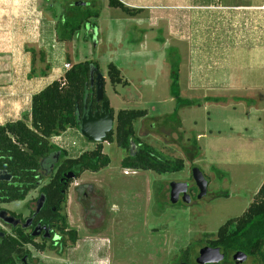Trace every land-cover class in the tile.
Returning a JSON list of instances; mask_svg holds the SVG:
<instances>
[{"label":"rangeland","instance_id":"obj_1","mask_svg":"<svg viewBox=\"0 0 264 264\" xmlns=\"http://www.w3.org/2000/svg\"><path fill=\"white\" fill-rule=\"evenodd\" d=\"M35 2V8L29 3L28 10L16 12L17 17L8 18V22L5 14L0 15V106L10 105L12 98L18 100L7 110L9 119L0 110V124L19 119L30 124L35 93L63 78L74 63L95 60L105 77V93L115 114L121 109L147 110V116L135 123L138 136L171 158H184L185 168L165 174L128 169L131 173L125 174L121 162L128 155L127 150L116 142L105 141L104 152L111 158L109 166L99 172H84L69 189L68 226L78 232L76 244L68 245L61 255L49 249L47 243L45 250H36L29 244L24 247L32 254L28 264L92 262L94 257L103 258L108 252L110 256L119 252L128 259L112 264H177L189 244L194 259L207 246L210 234L215 237L228 219L243 214L264 183V71L256 65L264 53V5L223 8L219 19L207 24L220 33L217 42L223 51L235 45L247 51L248 67L232 66L233 84L188 89L185 76L191 58L186 53L180 92L202 104L183 106L186 109L174 115L177 103L171 98V76L163 60L170 64L169 59L174 60L175 56L170 54L172 50L158 47L160 39L145 36L138 46L144 35L133 27L125 31L118 22L121 11L113 13L109 7L98 22L102 28L99 33L98 26L93 28L81 20L82 14L93 10L91 0ZM68 6L81 11L72 15ZM63 17L80 25L72 36L62 34ZM211 52L201 56L207 67L225 68L231 58L240 63L235 53L229 58ZM112 62L128 80L127 85L111 83L108 65ZM67 130L69 133L61 139L50 141H57L68 156L76 157L95 148L96 143L85 138L79 129ZM195 139L198 150L193 145ZM193 167H199L207 176V194L199 197L200 191L194 186L192 193L188 191L190 201L183 194L170 200L171 182L192 183ZM84 192L88 197L82 195ZM21 205L14 202L7 206L14 209ZM112 207L116 208L111 210ZM87 218L92 228L87 226ZM109 220H114L112 227ZM150 255L156 256L151 263ZM244 264L264 262L250 257Z\"/></svg>","mask_w":264,"mask_h":264},{"label":"trees","instance_id":"obj_2","mask_svg":"<svg viewBox=\"0 0 264 264\" xmlns=\"http://www.w3.org/2000/svg\"><path fill=\"white\" fill-rule=\"evenodd\" d=\"M112 7H118L129 14H136L137 9L125 6L120 0H109ZM52 8V7H51ZM78 8V7H77ZM94 13H84V22L89 18L99 16L100 6L94 7ZM88 19V20H87ZM62 34L72 36L80 25L63 17L61 20ZM95 27L96 24L92 23ZM175 59H169L171 64L172 96L177 102L174 115L183 106L199 105L200 101L183 98L179 85V55ZM101 72L100 64L95 60H85L74 63L66 70L63 78L53 80L44 89L35 93L32 97L30 124L24 119L8 121L0 124V172L6 171L12 176L11 181L0 180V202L23 200L30 191L38 187L45 161L57 152H61L60 161L55 166V176L52 182L44 187L43 192L48 197L57 195L64 199L63 190L68 183H61L59 178L65 172L72 174L73 180L81 177L86 171L99 172L109 166L111 158L104 152V142H116L127 150L121 165L125 169H140L155 171L159 174L174 173L185 168V160L180 157L167 156L151 144L138 136L135 123L146 117L145 109H121L115 114L114 108L110 110L115 119L114 129L108 133L106 140L96 143L95 148L83 151L76 157L68 156L65 149L52 143L50 140L69 128L80 130V121L88 109L93 112L100 111L102 102L96 95V71L92 76V69ZM108 75L113 85H127L120 68L115 63L108 65ZM94 78V79H93ZM207 100L218 101L219 98L207 97ZM104 100H109L106 93ZM196 150L199 149L196 139L193 142ZM68 174L66 176H68ZM71 180V181H73ZM66 215L63 216V231L67 236L63 239L61 250L57 254H63L66 247L76 244L78 232L75 229L65 231L68 227ZM207 246H222L226 250V258L222 264H233L231 256L234 252L243 251L253 258H259L264 262V183L255 194L254 200L242 215L228 219L215 234H210ZM191 244L183 249L180 261L189 264H201L197 262L198 255L192 258ZM194 246V245H193ZM45 250V245L39 247ZM53 249V248H50ZM24 254L21 242L0 239V264H16ZM179 261V262H180Z\"/></svg>","mask_w":264,"mask_h":264},{"label":"crops","instance_id":"obj_3","mask_svg":"<svg viewBox=\"0 0 264 264\" xmlns=\"http://www.w3.org/2000/svg\"><path fill=\"white\" fill-rule=\"evenodd\" d=\"M35 1L36 0H0V15L4 16L5 14L7 22H8V18L10 20V18L12 17H17L15 16L16 12L20 13V11H24L23 8L28 10L29 3L35 8L36 6ZM120 1L129 8L137 9L138 12L136 14H129L125 12L124 10H122L121 8L112 7L109 4V0H91L90 6L93 7V10L89 13L91 14L94 13L95 6H100V11H99V16H95V17L93 16L89 18V20L87 19L88 20L87 22H89L90 24L92 23L96 24L95 27L93 26L92 27L96 28L98 26L97 28L100 33L102 28L98 24V22L100 21V19H102L104 11L107 9V7H109L111 8V12L113 13H115L114 11L116 10L121 11L122 14L120 16L118 15L120 17L118 22L120 26H122L125 29V31H126V28L129 29V27L130 28L133 27V29L140 31L144 35L143 39L137 42L138 46L141 45L143 41H145L146 39L145 36L155 37V40L160 39V41H158L159 43H157L158 47L172 50L170 54L179 55V58H180V63H179L180 91H182L180 79L182 77V70H183L182 66L185 63L186 53L191 58V61L189 64L190 66L189 73L188 75L186 74L185 76L186 83H188L187 85L188 89H191V88L199 89L202 86H206L207 84H210L209 85L210 87L223 86V85L227 86L228 84H233L235 82V79H234L235 75H232L231 73L233 71L232 66L248 67L247 66L248 64L245 63V59H248V56H247L248 53L245 49H242V47H237V45L233 46V49L229 48L228 50L223 51L222 48H219L220 44L218 45V42H217V38H219L220 33L217 30L215 31L214 29L209 28L207 24H210V23L211 25L212 23L214 24L217 17L219 19V14L221 13V10L223 8L225 9L236 8V7L260 8L261 6L264 5V0H246L247 3L235 2L236 0H120ZM222 1H224V3ZM81 5H85V3ZM2 8H4L5 10L7 9V12L4 9L2 10ZM68 8L70 9L72 15H75V14L78 15V13L81 11L79 8L75 6H71V7L68 6ZM128 24H131V25H128ZM205 24L207 25V30L204 27ZM158 34H161L162 36L159 37ZM207 51L208 52L212 51L211 52L212 54L213 53L225 54L229 56V58L231 57L232 54L235 53V56H238L236 57V59L239 60L240 63H238L237 61L235 62L232 61V58H231L229 61L230 62L229 65H227V67L225 66V68L207 67L206 66L207 63H205L204 60H202L203 57L201 58V56L206 54ZM166 52L164 53V55L166 54ZM159 53H155V54L157 55ZM160 54H163V53H160ZM163 61H164L163 65L167 66L166 70L171 73V68H170L171 64H169L165 60ZM241 61L243 62L242 64H241ZM252 61H254V59H252ZM234 63L237 65H234ZM256 65L264 71V53L263 52L261 53V61L259 60L256 61ZM162 69L163 71H165L164 68ZM170 73H169V76H170ZM170 84H171V79H170ZM117 85H120V84H117ZM115 90L118 91L116 88ZM182 97L189 98V97H184V96ZM171 98L175 100L172 94H171ZM15 101H18V100L16 98L14 99L12 98L10 105L5 104L4 106L3 105L0 106V110H3L5 112V116L7 117V119L11 117L10 114L7 113L8 112L7 110L12 109ZM109 101L111 104L110 98H109ZM201 104L188 106V108H191L194 106H200ZM181 108L179 109L178 114H180L181 110L186 109L184 107H181ZM69 131L70 130H66L60 135L53 137V138L61 139L62 136L69 133ZM200 136L201 135H198V139ZM54 144L57 146L59 145L57 141H55ZM80 148L81 146L80 147L78 146V149ZM91 149H93V147H91ZM131 170H133V172H136L137 170H140V169H131ZM144 171H149V170H144ZM115 208L112 207L111 210ZM108 222L112 227L114 220H111V221L109 220ZM110 253L112 254V252ZM106 255H105L106 257L104 256L103 258L94 257L95 261L93 260L92 262L75 260L74 263L75 264H107L108 261H111L110 263L112 264V261L123 263L128 260V259H125L123 256H121V254L119 255V252H115V255L113 252L112 256H110L108 252L106 253ZM149 257H150V263L152 262V260H156L155 255L153 257L150 255ZM137 258L139 259L140 257H137ZM140 259L142 262H144L142 258ZM141 261L139 262L141 263Z\"/></svg>","mask_w":264,"mask_h":264},{"label":"flooded vegetation","instance_id":"obj_4","mask_svg":"<svg viewBox=\"0 0 264 264\" xmlns=\"http://www.w3.org/2000/svg\"><path fill=\"white\" fill-rule=\"evenodd\" d=\"M60 157L61 152L59 151L53 154L48 161H45L43 170L41 172L43 178L38 180V187L30 191L25 199L0 202V239L6 238L8 240L21 242L24 249V254L19 261L21 264H28L29 261H32V254L29 250L24 248L25 246H28L30 244L34 246L36 250H40L39 247H41L42 245L44 246L47 243L48 248H53L51 250L56 252L57 250H61L63 239L67 236V234L62 229L63 216L66 215V222L68 224V214L66 209L70 196L69 189L71 188V184L73 182L71 180H73V178L71 176H66L69 172L63 173V175L59 178V181L61 183L69 184L67 189L63 190L62 192L63 194H65L64 199L60 198V196L57 194L54 197H48L45 192H43L44 187L50 184L52 182L53 176H55V166L60 161ZM189 183L190 187L188 191L192 193L194 186L197 185L194 179L192 183ZM191 184L193 185L192 187ZM76 185L78 186L79 184L77 183ZM35 191L36 195L32 196ZM87 194L88 193L84 192L82 195L87 196ZM14 202H20L22 203V205L17 206V208L14 209L7 206L8 204ZM2 211L3 214L1 215ZM85 222L87 223V226L91 225L88 218L87 220H85ZM98 227L100 230V226H97L95 228L98 229ZM89 228L92 227L90 226ZM70 229L73 228H69L68 226L65 231H68ZM236 252H234L231 256L233 264H237L234 260V255ZM250 257L252 256L248 255L247 260ZM247 260L241 264H244L245 262H247ZM181 263L189 264L185 261H180L177 264ZM222 263L223 261L219 264Z\"/></svg>","mask_w":264,"mask_h":264},{"label":"water","instance_id":"obj_5","mask_svg":"<svg viewBox=\"0 0 264 264\" xmlns=\"http://www.w3.org/2000/svg\"><path fill=\"white\" fill-rule=\"evenodd\" d=\"M96 68L92 69V76H94V72ZM97 72V71H96ZM94 79V78H93ZM96 95L97 100L102 102V107L100 111H95L88 109L87 113L84 114L80 121V131L82 135L88 140L100 143L106 140V137L109 132L114 129L115 119L110 110V101L104 100L105 94V77L102 72L96 73ZM193 179L200 191L199 197L201 195H206L208 192V179L206 178L204 172L199 167H193L192 169ZM68 176H73L69 174ZM0 180L2 181H11L12 176L8 174L6 171L0 172ZM190 187L189 182H176L173 181L170 184V200L177 198L180 194L184 195V198L190 201V195L188 194V190ZM3 214V211L1 215ZM12 220V219H10ZM226 250L222 246L211 247L204 246L199 251V256L197 258V262L201 264H219L225 260ZM248 258V254L243 251H238L234 255L235 263L241 264L246 261ZM187 264V263H181Z\"/></svg>","mask_w":264,"mask_h":264},{"label":"built area","instance_id":"obj_6","mask_svg":"<svg viewBox=\"0 0 264 264\" xmlns=\"http://www.w3.org/2000/svg\"><path fill=\"white\" fill-rule=\"evenodd\" d=\"M130 172L128 170L125 171V174H129Z\"/></svg>","mask_w":264,"mask_h":264}]
</instances>
